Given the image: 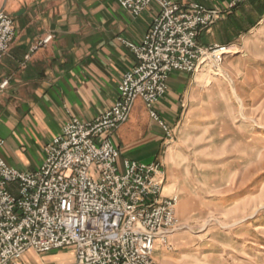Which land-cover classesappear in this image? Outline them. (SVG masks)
Instances as JSON below:
<instances>
[{"label": "built area", "instance_id": "1", "mask_svg": "<svg viewBox=\"0 0 264 264\" xmlns=\"http://www.w3.org/2000/svg\"><path fill=\"white\" fill-rule=\"evenodd\" d=\"M117 1L135 17L153 5L158 13L140 43L121 39L137 62L124 74L115 103L92 120L69 121L45 145L43 162L33 171L7 162L0 137V264H21L30 250L66 247L75 248L76 264H158L157 240L166 242L180 226L178 197L164 194L163 164L121 160L115 133L142 99L170 135L155 109L168 93L170 75L208 67L218 74L224 59L244 48L237 42L200 44L201 32L220 19V9L176 0ZM15 35L14 17L0 10V61Z\"/></svg>", "mask_w": 264, "mask_h": 264}, {"label": "crops", "instance_id": "2", "mask_svg": "<svg viewBox=\"0 0 264 264\" xmlns=\"http://www.w3.org/2000/svg\"><path fill=\"white\" fill-rule=\"evenodd\" d=\"M176 1L222 11L220 19L201 32L203 46H249L264 21V0H239L234 6L236 0ZM0 10L10 13L16 26L11 49L0 61L2 153L10 165L33 171L43 162L45 145L69 121L92 120L115 103L124 74L137 62L121 39L140 43L158 8L153 5L135 17L117 0H0ZM49 35L51 41L43 43ZM196 80V73L170 75L168 93L155 105L169 128L180 126L195 96ZM168 137L142 99L114 136L121 160L160 161L163 166ZM21 264H76V250H30Z\"/></svg>", "mask_w": 264, "mask_h": 264}, {"label": "rangeland", "instance_id": "3", "mask_svg": "<svg viewBox=\"0 0 264 264\" xmlns=\"http://www.w3.org/2000/svg\"><path fill=\"white\" fill-rule=\"evenodd\" d=\"M243 48L219 74L196 73L169 128L164 194L178 197L180 226L157 240L158 264H264V21Z\"/></svg>", "mask_w": 264, "mask_h": 264}, {"label": "bare ground", "instance_id": "4", "mask_svg": "<svg viewBox=\"0 0 264 264\" xmlns=\"http://www.w3.org/2000/svg\"><path fill=\"white\" fill-rule=\"evenodd\" d=\"M220 72H218V74H219Z\"/></svg>", "mask_w": 264, "mask_h": 264}]
</instances>
